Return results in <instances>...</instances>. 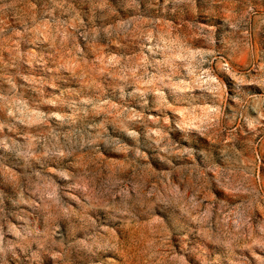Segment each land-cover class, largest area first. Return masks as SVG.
<instances>
[{
  "label": "rangeland",
  "instance_id": "1",
  "mask_svg": "<svg viewBox=\"0 0 264 264\" xmlns=\"http://www.w3.org/2000/svg\"><path fill=\"white\" fill-rule=\"evenodd\" d=\"M0 264H264V0H0Z\"/></svg>",
  "mask_w": 264,
  "mask_h": 264
}]
</instances>
